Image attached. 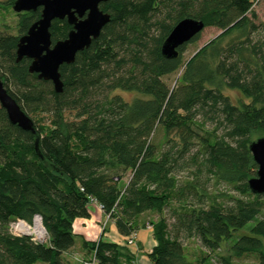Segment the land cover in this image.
Wrapping results in <instances>:
<instances>
[{
	"label": "trees",
	"instance_id": "1",
	"mask_svg": "<svg viewBox=\"0 0 264 264\" xmlns=\"http://www.w3.org/2000/svg\"><path fill=\"white\" fill-rule=\"evenodd\" d=\"M253 4L109 0L100 36L60 67L62 92L30 73L31 59L17 61L19 39L42 8L19 14L18 35L0 32V78L35 125L33 133L13 124L0 104V264H69L63 254L75 245L74 221L90 218L94 206L123 236L148 222L154 264H213L210 254L227 246L235 256L258 253L264 264V194L248 185L258 170L250 145L264 136V23L249 17ZM185 18L221 32L186 62L182 53L201 33L165 58L162 45ZM71 29L54 20L53 44ZM182 68L170 87L163 78ZM227 89L244 100L233 103ZM35 214L48 243L10 231L15 218ZM84 245L95 264H135L103 236ZM218 264L249 263L220 255Z\"/></svg>",
	"mask_w": 264,
	"mask_h": 264
},
{
	"label": "water",
	"instance_id": "2",
	"mask_svg": "<svg viewBox=\"0 0 264 264\" xmlns=\"http://www.w3.org/2000/svg\"><path fill=\"white\" fill-rule=\"evenodd\" d=\"M109 0H15L13 9L18 13L41 10L38 21L33 23L17 45V61L31 59L30 73H37L40 79L51 81L56 92L63 91L60 67L75 61L79 52L89 48L103 28L110 22L111 15L101 9ZM56 19L67 20L72 26L68 36L53 44L50 27ZM205 29V23L185 18L177 23L162 45V55L168 59L179 56V48ZM220 34V33H219ZM0 104L7 111L13 124L26 131L35 132L33 120L5 89L0 78ZM254 161L258 165L256 176L249 182L250 190L264 194V136L250 145Z\"/></svg>",
	"mask_w": 264,
	"mask_h": 264
},
{
	"label": "crops",
	"instance_id": "3",
	"mask_svg": "<svg viewBox=\"0 0 264 264\" xmlns=\"http://www.w3.org/2000/svg\"><path fill=\"white\" fill-rule=\"evenodd\" d=\"M104 228L107 230L103 235ZM73 233L75 245L70 251L63 254L69 264H78L79 259H89L92 253L84 243L97 242L101 236L131 253L135 264H154L148 254L157 245V242L153 235V228L148 222L146 227L139 228L133 236H123L118 232L115 223L109 216L100 207L94 206L90 218H77L74 221Z\"/></svg>",
	"mask_w": 264,
	"mask_h": 264
},
{
	"label": "rangeland",
	"instance_id": "4",
	"mask_svg": "<svg viewBox=\"0 0 264 264\" xmlns=\"http://www.w3.org/2000/svg\"><path fill=\"white\" fill-rule=\"evenodd\" d=\"M11 0H0V32L8 33L11 35H18V22H19V14L13 9V4H10ZM252 13H255V17ZM249 17L252 18L256 23H264V0H254L253 4V10L251 13H249ZM221 31L216 28L207 27L205 28L200 38L194 42H191L188 44L182 53V61L186 62L193 54H195L202 46H204L206 43H208L210 40H212L214 37H216ZM183 68L179 70L177 73L165 76L163 79L166 81L170 87H174L177 82H180V76L182 74ZM226 95L230 97L233 103H238L241 100H244L241 93L237 90H226ZM122 95L125 99L133 100L135 97H137V94L135 93H125L122 92ZM154 140L161 144L164 143L166 140L165 132L162 128L158 127L156 129V132L154 134ZM264 215V211H263ZM150 217L153 219L158 218V214L151 213ZM190 249L191 252H194V255L199 254V249L196 246V243L194 241H190ZM229 246L225 247L222 250H219L216 253H211V263L218 264V260L220 255H232V258L236 262H245L249 264H258V253H245L241 256H235L229 251ZM207 252V251H205ZM208 253V252H207ZM209 254V253H208ZM35 264H46L43 262H37Z\"/></svg>",
	"mask_w": 264,
	"mask_h": 264
},
{
	"label": "built area",
	"instance_id": "5",
	"mask_svg": "<svg viewBox=\"0 0 264 264\" xmlns=\"http://www.w3.org/2000/svg\"><path fill=\"white\" fill-rule=\"evenodd\" d=\"M10 231L17 237H30L31 240L37 243H48L49 234L44 226L43 218L40 214H35L31 221L22 218H15L10 223ZM131 241L129 240V243ZM82 264H95V259L78 260Z\"/></svg>",
	"mask_w": 264,
	"mask_h": 264
},
{
	"label": "bare ground",
	"instance_id": "6",
	"mask_svg": "<svg viewBox=\"0 0 264 264\" xmlns=\"http://www.w3.org/2000/svg\"><path fill=\"white\" fill-rule=\"evenodd\" d=\"M24 13V12H23Z\"/></svg>",
	"mask_w": 264,
	"mask_h": 264
}]
</instances>
